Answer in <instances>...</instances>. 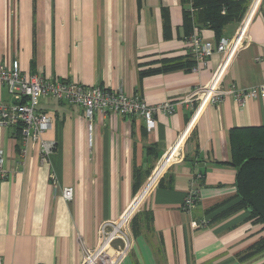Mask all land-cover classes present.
Instances as JSON below:
<instances>
[{
    "label": "crops",
    "instance_id": "1",
    "mask_svg": "<svg viewBox=\"0 0 264 264\" xmlns=\"http://www.w3.org/2000/svg\"><path fill=\"white\" fill-rule=\"evenodd\" d=\"M252 1L246 0L245 13L253 8L248 45L232 58L222 86L264 82V0ZM185 8L182 0H0V65L17 61L25 74L121 88L148 105L173 106L154 114L150 130L139 115L96 113L90 136L81 108L43 96L37 108L52 123L42 137L54 144L47 161L30 143L21 152L16 128L0 126L7 173L0 178L2 264H81L84 248L97 244L101 222L129 206L133 240L120 264H264V250L250 253L264 236L262 224L245 209L230 211L238 201L232 143L247 128L264 127V98L226 96L202 107L158 178L146 184L199 103L184 100L208 84L221 60L214 52L197 71L161 68L187 59L193 34L218 39L208 26L185 31ZM238 25L228 23L222 35H233ZM0 101L13 102L5 83ZM50 171L59 185L73 186L71 202L53 192ZM197 172L199 198L186 212L183 201ZM192 220L205 225L192 228Z\"/></svg>",
    "mask_w": 264,
    "mask_h": 264
},
{
    "label": "built area",
    "instance_id": "2",
    "mask_svg": "<svg viewBox=\"0 0 264 264\" xmlns=\"http://www.w3.org/2000/svg\"><path fill=\"white\" fill-rule=\"evenodd\" d=\"M244 15L233 35L229 37L222 35L216 42H213L200 39L196 34H193V36L186 39L187 50L195 60L191 69L193 71L199 70L212 53L222 54L221 60L211 76L212 79L208 84L193 90L185 99L186 101L188 98L198 97L201 107L209 98H212L213 102H218L228 94L238 101H242L246 97H264V82L248 87L232 84L228 88L223 87L221 84L222 76L232 55L242 45L243 39H247L246 29L250 19L246 20L248 14L245 13ZM0 83L7 85L9 94L13 99L10 104L0 101V126L15 127L22 142L23 149H21V152H25L26 146L30 143L36 148L41 161H47L54 149V144L42 137L43 132L52 123L51 116L37 108L39 100L43 96H50L69 106L81 108L90 136L96 113L105 115L107 112H112L122 116L139 115L144 119L147 129L150 130L154 126V114L156 112L171 113L173 111L172 103L164 102L148 105L138 95H127L121 88L105 89L97 85L85 86L64 79L47 78L39 73L25 74L21 72L17 61H13L10 67L0 65ZM194 117H190L187 126L179 135L178 141L161 158L146 184L149 179L154 177V174H156L155 180L158 178L159 173L173 157L185 132L191 127ZM89 143H92L91 138H89ZM6 175L3 158L0 157V178H4ZM200 177L199 172L192 175L191 187L183 201V208L186 212H189L195 206L199 198L195 182ZM48 178L54 193L60 191L64 200L67 202L73 200L74 188L72 185H59L53 171L49 172ZM133 214L134 211L129 206L118 219L101 222L98 228L100 234H98L97 244L91 249L84 248L81 264H120L122 258L129 252L133 240L129 227ZM190 225L192 228H199V226L202 227L205 224L192 220ZM114 240H119L121 244L114 246ZM0 264H2L1 258Z\"/></svg>",
    "mask_w": 264,
    "mask_h": 264
},
{
    "label": "trees",
    "instance_id": "3",
    "mask_svg": "<svg viewBox=\"0 0 264 264\" xmlns=\"http://www.w3.org/2000/svg\"><path fill=\"white\" fill-rule=\"evenodd\" d=\"M182 2L189 4V8L183 10L185 31L191 30L193 26H208L218 35V39L228 23L240 22L248 4L246 0H182ZM166 14L163 10L164 27L167 21ZM187 33L189 31L186 35ZM186 58L185 61L172 60L163 64L161 68L170 69L180 65L191 70L195 60L189 52ZM247 129L245 135L232 143V165L236 168L235 186L238 201L230 211L247 210L248 218L262 224L264 229V127L255 126ZM140 194L141 192L136 199ZM132 220L133 217L130 222L133 227ZM262 250H264V236L252 247L250 253Z\"/></svg>",
    "mask_w": 264,
    "mask_h": 264
},
{
    "label": "rangeland",
    "instance_id": "4",
    "mask_svg": "<svg viewBox=\"0 0 264 264\" xmlns=\"http://www.w3.org/2000/svg\"><path fill=\"white\" fill-rule=\"evenodd\" d=\"M254 2V0L252 1V3ZM247 30V29H246ZM246 35H247V32H246ZM243 43H242V45L234 52V54L232 55V57H231V60H232V58L235 56V54L238 52V51H240L241 49H243L245 46H247L248 45V40L245 38V39H243V41H242ZM221 57H222V54H221ZM231 60H230V62H231ZM230 62H229V64H230ZM229 64H228V66H229ZM228 66H227V68H228ZM227 68H226V70L224 71V72H226L227 71ZM213 74V73H212ZM212 76V75H211ZM212 79V78H211ZM210 79V80H211ZM232 85V84H231ZM230 85V86H231ZM251 86H253V85H251ZM223 87H225V86H223ZM198 88V87H197ZM225 88H228V87H225ZM196 88H194L193 90H195ZM192 90V91H193ZM191 91V92H192ZM190 92V93H191ZM189 93V94H190ZM189 94H188V96H189ZM228 96H231V95H229L228 94ZM226 97V96H225ZM231 97H233V96H231ZM192 98H195V97H192ZM198 98V97H197ZM264 98V97H263ZM190 99V98H189ZM233 99L235 100V101H238V100H236L234 97H233ZM223 100V99H222ZM221 100V101H222ZM184 101H186V100H184ZM207 102H204V104L200 107V103H198V105H197V107H196V109H195V112L192 114V116L194 117V116H196V114H197V112L202 108V107H204V106H207V105H216V104H218V103H220L221 101L219 100L218 102H213L212 101V98H209V99H207L206 100ZM195 118V117H194ZM188 124V123H187ZM187 126V125H186ZM192 126V125H191ZM190 187H191V182H190ZM141 191V190H140ZM139 199V198H138ZM141 204V203H140ZM139 207V206H138ZM137 207V208H138ZM135 212V211H134ZM119 218V217H118ZM117 218V219H118ZM111 220H113V219H111ZM116 220V219H115ZM105 221V220H104ZM191 222V221H190ZM191 226V225H190ZM129 227H130V225H129ZM130 230H132L131 228H130ZM132 232V231H131ZM98 234H100V232L98 233ZM117 240H114V242H113V245L114 246H117V245H120L121 244V242L118 244L117 242H116ZM108 251H110V250H108ZM111 252V251H110Z\"/></svg>",
    "mask_w": 264,
    "mask_h": 264
},
{
    "label": "bare ground",
    "instance_id": "5",
    "mask_svg": "<svg viewBox=\"0 0 264 264\" xmlns=\"http://www.w3.org/2000/svg\"><path fill=\"white\" fill-rule=\"evenodd\" d=\"M252 12H253V8H251V9L248 11V16L246 17V20L251 19Z\"/></svg>",
    "mask_w": 264,
    "mask_h": 264
}]
</instances>
